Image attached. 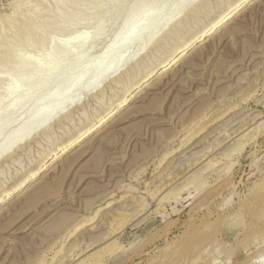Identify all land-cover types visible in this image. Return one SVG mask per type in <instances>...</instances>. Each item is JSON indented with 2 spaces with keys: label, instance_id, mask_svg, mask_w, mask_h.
Wrapping results in <instances>:
<instances>
[{
  "label": "rangeland",
  "instance_id": "1",
  "mask_svg": "<svg viewBox=\"0 0 264 264\" xmlns=\"http://www.w3.org/2000/svg\"><path fill=\"white\" fill-rule=\"evenodd\" d=\"M189 1L155 0L143 12L133 9L149 0H0V140L6 135V146L15 147L0 158V194L53 143L85 128L123 83L105 79L46 134L45 120L30 113L48 110L58 93L62 107L69 103L116 51L114 42L132 39L122 61L155 31L163 35L166 18H181ZM228 3L199 6L187 33ZM166 9L165 19L149 21ZM238 13L231 26L239 32L211 33L141 86L111 126L51 159L37 182L0 201V264H264V0H247ZM161 40L149 47L146 64L170 52L173 43ZM36 59L22 80V66ZM69 69L68 80L54 82ZM82 145L89 146L78 156ZM38 184L45 185L39 198L22 203ZM123 208L130 213L124 228L88 248L110 231L107 216ZM85 217L93 220L64 237L66 226Z\"/></svg>",
  "mask_w": 264,
  "mask_h": 264
},
{
  "label": "bare ground",
  "instance_id": "2",
  "mask_svg": "<svg viewBox=\"0 0 264 264\" xmlns=\"http://www.w3.org/2000/svg\"><path fill=\"white\" fill-rule=\"evenodd\" d=\"M192 1L193 0L189 1L185 5V7L180 10L179 13H183V15L181 18H179L175 21H172L173 17H167L170 9H166L159 14H154L151 17V19H149V21H158L160 19H165L167 17L165 20V23L163 25L164 30H165L164 34L159 35L158 31H155L154 33H152L151 37L146 42L145 47L134 50L133 52L130 53V55H127V57H125L122 61H119L118 59L120 58L121 53H123L124 47L127 44L131 43L132 39L128 35H124L121 38H119L116 42H114L113 44L116 46V51H109L106 54L104 59L100 62V64L96 67V69L89 76V78H88L84 88L82 89V91L79 93L70 94L68 97L69 103L65 104L63 107H62L63 103L61 102L62 95H61V93H58V94L54 95L52 98H50L48 110H44V111H37L36 110L34 112H31L30 109H28V110L26 109L27 112H31L30 115H32V118L33 117L34 118L41 117L45 120V124H43V126H41L40 130L46 134L53 121L58 120L61 117H69L70 113H66L67 109L70 106L74 105V103L80 102L81 99L84 97L83 94H85V97H86V93H89L92 89H93V91L95 89H98L100 87V84L105 79L110 78V79L116 80L120 83H123L122 91L120 92V94H117V93L114 94V97L112 98V101L110 102V104L106 105L104 107V109L101 112H99L95 116V118L93 120H91L86 125L85 128H82V129L80 128L74 134L69 135L65 138L63 137L58 142L53 143L52 146H50L49 148L44 150V152L40 155V157L38 158V160H36V162L34 161L35 162L34 164H32L29 168H27L24 171L22 170L21 174L18 173L16 176H14V180H12V183L8 187H6L2 191V193L0 194V201L3 202L4 200L9 199L12 195H14L15 192L19 191L20 189L27 187V186L29 187V185H32L34 183V181H36L38 179V176L41 175L45 171L47 166H49L51 159H57L61 156L66 155V153L70 149H72L73 147L76 146L77 142H81V140L89 137L90 134H92L93 132L96 133V132L100 131L101 129H103L108 124L109 121L113 120L119 114V112H121V110L124 109V106L126 103L130 102V100L133 99V97L135 95H139V89L141 88V86L148 83L159 71H161L160 73H164L169 68H172L175 65L177 59L179 57H181L183 53H185L186 51H188L192 47L197 48L198 46L205 44V42H207L208 40L211 39L210 38L211 33H213V32L217 33V31H220L222 33V36H223L227 32H230V33L239 32L238 30L240 27H232L231 26L234 23L232 19H233V17L239 15L238 12L244 7V3L247 0H229V3L226 5V7L223 8V10L219 11L218 13H215L200 28H198L194 32H190V33L188 32L187 33L186 27L189 24V21L195 18L196 14L198 12L197 8L199 6H202V5L210 2V0H201L197 3L196 2L193 3ZM58 2H59V0H58ZM211 3H212V1H211ZM154 4H155V0H149V2H147L146 4H140V5L135 6L133 11L142 10L143 12H147L148 10H150L151 8L154 7ZM233 13H235V14L233 15ZM123 23H124V27L126 28L127 26L132 24V20L127 19V20H124ZM100 32H101V30L99 29L96 32V35H99ZM201 36L203 38L199 42H197L196 40ZM157 37L162 39L161 41L167 45H169L170 42H172L173 46L170 49V52L164 53L156 61L149 63V64H146L145 57L147 55L148 49ZM111 46L112 45L108 44L107 46H105V49L110 50ZM43 56H45V55L43 54ZM37 61H38L37 59L32 60V61H28L22 66L23 67L22 68V72H23L22 80L24 79V76H26L29 72L34 70V68H35L34 65L36 64L35 62H37ZM113 64H115L114 70L107 71L106 73L104 72L102 76H101V74L99 75V72L101 71V68L103 66H110ZM70 70L71 69H69L68 71L65 70L62 73H60L58 76L54 77L53 78L54 82L60 83V82H63L65 80H68L71 76ZM99 76H101V77H99ZM126 76H128V77H126ZM124 79H126V81L128 80L126 84L124 82ZM39 85H43V83L36 84L33 86H39ZM103 89H104V86H103ZM105 89H106V87H105ZM81 95H83V97ZM95 96H97V95H95ZM98 97H99V95H98ZM219 114H220V112L215 114L214 116L218 117ZM216 118H213V120ZM211 119H208V120L211 121ZM116 121L117 120H115V123H116ZM118 121H120V120L118 119ZM22 124H23L22 122L19 123L17 128L9 136H14L15 134H17L18 129L20 126H22ZM109 126H111V124ZM201 127H200V129H201ZM195 132H197V131H195V130L192 131L189 135H187V138L185 137L186 138L185 140L189 141L191 136L193 134H195ZM48 134H50V133H48ZM6 138H7V136L5 135L0 140V158L10 155L12 150L15 148V147H7L6 146V144L4 142L6 140ZM28 138H29V135L27 133H25L21 139L23 141L24 139H28ZM92 138H90V140ZM22 141L19 144H21ZM38 141L40 142V140H38ZM89 142H87V143H89ZM82 146L85 147V145H82ZM88 146L85 147V149H81V153L78 156H81L83 153H85L87 150L86 148H88ZM78 156H76V157L73 156V158L75 159ZM95 167H97V166H95ZM42 186L44 187L45 185H39L38 187L36 186V188H34V190L32 189V191H30V192L28 191L29 193L24 194L25 196L24 197L22 196V197L25 200H23V201L21 200L22 203H25V202H26V204L31 203L34 201L35 198H39V195H40L39 193L40 192L42 193V191H41V189H43ZM19 196H20V194H19ZM19 198H21V197H19ZM31 206H32V204H31ZM105 207H106V205H105ZM230 211H231V209H230ZM128 214H130V213H128L126 211V208L125 209L123 208V210H121V211H116L114 213H110L109 216H107L108 218H106V221L108 222V226L110 227V231H108L106 234H104L105 236L100 235L99 237L91 239V243H89V246H87V247L89 248L90 246H92L96 242H99V240L102 238H104L106 241V239L108 240L109 238H111L110 235H112V234L115 235L116 233H118V231L120 232V230H122V227L124 226L125 220H127ZM91 219L93 220V218H86L85 217L80 222L76 223L75 226L72 225L73 227L71 229H69V227L66 226V228H68L69 231L66 234H64V237H66V238L70 237L74 231L78 230L79 227H81L85 223L89 222ZM9 223H10V221H9ZM72 223H75V222H72ZM66 224H68V223H66ZM5 225H7V224H5ZM68 226H69V224H68ZM63 227H65V226H63ZM62 231H64V230H62ZM98 254H100V253L98 252Z\"/></svg>",
  "mask_w": 264,
  "mask_h": 264
}]
</instances>
